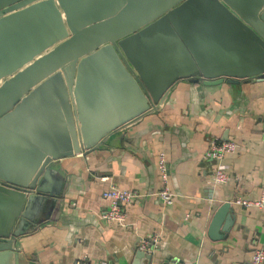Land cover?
<instances>
[{"label":"water","instance_id":"1","mask_svg":"<svg viewBox=\"0 0 264 264\" xmlns=\"http://www.w3.org/2000/svg\"><path fill=\"white\" fill-rule=\"evenodd\" d=\"M246 80H264V0H0V264L59 211V160L122 138L180 82ZM233 212L217 207L212 239Z\"/></svg>","mask_w":264,"mask_h":264},{"label":"crops","instance_id":"2","mask_svg":"<svg viewBox=\"0 0 264 264\" xmlns=\"http://www.w3.org/2000/svg\"><path fill=\"white\" fill-rule=\"evenodd\" d=\"M233 141L238 149L224 158L230 175L212 182L217 161L210 142ZM168 159L170 186L177 197L165 204L158 195V155ZM24 147L11 149L15 169ZM53 182L62 204L49 218L19 238L22 264H250L264 249V207L247 208L239 198L258 200L264 182V80L180 82L159 111L112 136L97 150L65 157L54 165ZM111 186L137 191L121 225L106 222L103 192ZM235 219L224 239H212L209 226L223 202ZM159 234L153 261L136 263L140 241ZM264 264V262H263Z\"/></svg>","mask_w":264,"mask_h":264},{"label":"built area","instance_id":"3","mask_svg":"<svg viewBox=\"0 0 264 264\" xmlns=\"http://www.w3.org/2000/svg\"><path fill=\"white\" fill-rule=\"evenodd\" d=\"M238 145L233 141L221 142L217 139H213L210 142L209 149L206 155L212 157L217 161V166L212 177V182L215 185H220L229 180V173L227 166L224 164V158L238 149ZM158 174L161 181V189L158 195L163 199L165 204H172L176 200V193L173 192L170 186V175L168 167V159L165 152H160L158 155ZM140 193L133 190L122 189L117 186H111L109 189L103 192V197L109 201V207L107 211L102 215L106 222H115L123 224L125 222L126 207L133 202ZM238 204L244 207H264V182L262 187V197L258 200H247L239 198L236 200ZM160 242L159 234H153L143 238L139 243V249L154 253ZM264 262V249L257 248L252 253L250 264H263ZM79 264H105L99 263H79Z\"/></svg>","mask_w":264,"mask_h":264}]
</instances>
